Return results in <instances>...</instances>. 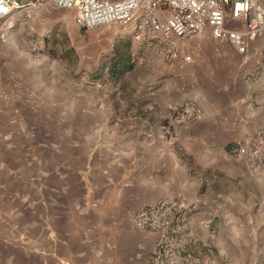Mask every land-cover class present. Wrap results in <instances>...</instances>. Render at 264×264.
<instances>
[{"label":"crops","instance_id":"1","mask_svg":"<svg viewBox=\"0 0 264 264\" xmlns=\"http://www.w3.org/2000/svg\"><path fill=\"white\" fill-rule=\"evenodd\" d=\"M61 10L43 0L11 18H51L56 26L65 18L75 21L73 10ZM127 28L137 41L133 25ZM190 36L173 40L191 63L180 68L165 59L163 65V76H175L168 93L179 94L164 107L184 108L190 117L169 132L173 142L151 146V162L134 158L139 144L135 154L131 142L124 144L120 178H111L106 164L93 163L90 175L98 166V179H85L75 165L66 182L56 134L37 125L64 108L63 96L54 99L30 57L23 62L34 83L25 69L0 61V264H151L156 237L133 228L132 217L159 201L191 208L189 248L204 252V236L212 228L217 253L228 250L224 234L234 249L264 250V162L236 154L264 132V41H250L240 55L232 42L216 40L209 30ZM153 105L160 106L157 100ZM251 264L260 263L252 258Z\"/></svg>","mask_w":264,"mask_h":264},{"label":"rangeland","instance_id":"2","mask_svg":"<svg viewBox=\"0 0 264 264\" xmlns=\"http://www.w3.org/2000/svg\"><path fill=\"white\" fill-rule=\"evenodd\" d=\"M34 20L26 14L0 20V61L18 71L25 69V78H33L34 83L36 79L28 73L29 64L23 62V57H30L43 71L40 82L52 88L54 99L61 101L63 96L64 108L37 125L56 134L52 138L54 143L59 141L66 182L71 181L75 165L80 166L84 177L91 174L89 166L93 163L106 164L110 177L120 178L118 166L127 157L124 144L128 142L133 144L134 154L139 144L141 152L135 154L136 160L148 158L150 162L154 143L165 146L173 142L169 132L180 127V120L190 114L184 108L164 107L169 100H177L179 94L168 93L170 79L175 76L168 71L163 76V65L168 63L152 46L136 41L127 27L85 29L73 18H65L59 26L51 24V18L46 23ZM155 100L160 106L154 107ZM144 143L149 145L144 147ZM93 169L94 175L90 176L98 179L99 167ZM135 170L132 174L136 178ZM229 236H220L228 247L222 255L212 248L217 239L215 230L206 232L204 264H251L252 258L264 264V250L234 249L237 246L228 241Z\"/></svg>","mask_w":264,"mask_h":264},{"label":"built area","instance_id":"3","mask_svg":"<svg viewBox=\"0 0 264 264\" xmlns=\"http://www.w3.org/2000/svg\"><path fill=\"white\" fill-rule=\"evenodd\" d=\"M43 0H0V20L15 12L37 8ZM53 6L75 12V23L85 29L133 25L135 38L151 43L162 57L191 63L181 56L173 38L184 39L209 30L219 41H230L240 55L250 41H264V0H48ZM241 146L237 155L264 162V132ZM191 208L175 201H159L139 210L132 219L135 229L156 237L151 264H204V252L189 248L187 215Z\"/></svg>","mask_w":264,"mask_h":264}]
</instances>
